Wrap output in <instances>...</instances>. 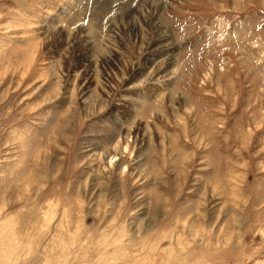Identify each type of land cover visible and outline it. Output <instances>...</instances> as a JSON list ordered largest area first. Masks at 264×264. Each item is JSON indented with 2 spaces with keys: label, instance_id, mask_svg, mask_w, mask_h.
I'll use <instances>...</instances> for the list:
<instances>
[{
  "label": "rangeland",
  "instance_id": "obj_1",
  "mask_svg": "<svg viewBox=\"0 0 264 264\" xmlns=\"http://www.w3.org/2000/svg\"><path fill=\"white\" fill-rule=\"evenodd\" d=\"M0 264H264V0H0Z\"/></svg>",
  "mask_w": 264,
  "mask_h": 264
},
{
  "label": "bare ground",
  "instance_id": "obj_2",
  "mask_svg": "<svg viewBox=\"0 0 264 264\" xmlns=\"http://www.w3.org/2000/svg\"><path fill=\"white\" fill-rule=\"evenodd\" d=\"M151 18L150 19H148L149 20V22H150V24L152 25V26H154L155 28H157L158 27V25H157V22H156V16L154 17V15H152V16H150ZM160 24V23H159ZM159 29V28H158ZM162 29V28H161ZM163 30V29H162ZM161 31V30H160ZM45 32V31H44ZM47 32V31H46ZM162 32V31H161ZM165 32V31H164ZM163 33V32H162ZM63 33H61V31H60V34H56V33H52L51 35H49V36H51V37H56V44H59L58 46H60L61 48H63L64 46L65 47H72V49H74V50H76V52L78 53V52H80L81 53V55H82V57H83V59L81 60V62H82V64H80L81 65V67H83L84 66V68H91V69H94V68H96V66H97V63H93V60H94V58L92 59L90 56H89V54H87V52L91 49L90 48V43H84V42H81L80 41V38H73L72 40H69V39H66L63 35H62ZM156 35V34H155ZM54 37V38H55ZM58 37V38H57ZM166 37H168L167 35H166V33H163V34H160V32L158 33V35H157V37H156V41L159 39H164L165 41L164 42H157V44L156 45H159V46H161V47H163L162 49H166L167 48V51H168V53H165L164 55L165 56H167V58H168V64H170V61H171V63H172V58L170 57L171 55H170V49H172V47H171V45L168 43V40H167V38ZM63 40H62V39ZM167 40V41H166ZM156 41H154V42H156ZM51 43V42H50ZM155 44V43H154ZM57 47V46H56ZM76 48V49H75ZM159 49V48H158ZM49 50V49H48ZM57 50V49H56ZM92 50V49H91ZM93 51V50H92ZM38 52V51H37ZM79 54V53H78ZM160 54H162V53H160ZM76 56H77V54H75ZM94 55V54H93ZM92 55V56H93ZM79 56V55H78ZM80 59V58H79ZM96 59V58H95ZM48 60V59H47ZM97 61V60H96ZM154 61H155V59H152L150 62L153 64L154 63ZM80 63V62H79ZM95 64H96V66H95ZM101 64V63H100ZM78 66V65H77ZM89 66V67H88ZM80 67V68H81ZM98 68V67H97ZM88 71H90V70H88ZM87 70H86V72H88ZM93 70H91V72H89V76L90 77H92L90 80L91 81H94L95 83H97V85L98 84H100V79H99V77H98V75L96 76V75H94L93 74V72H92ZM95 71V70H94ZM97 71V70H96ZM176 71V69L173 67V68H171V70H169V71H167V73L168 74H172V73H174ZM176 73V72H175ZM167 74V75H168ZM89 78V77H88ZM91 83V82H90ZM96 85V84H95ZM100 87H98V91L99 92H102L103 91V89H102V87H103V85H99ZM89 89V88H88ZM88 91V90H87ZM84 93V92H83ZM126 106V105H125ZM117 113V112H116ZM127 115H128V113H126ZM117 119V118H116ZM118 120V119H117ZM120 121H121V119H120ZM122 122V121H121Z\"/></svg>",
  "mask_w": 264,
  "mask_h": 264
}]
</instances>
